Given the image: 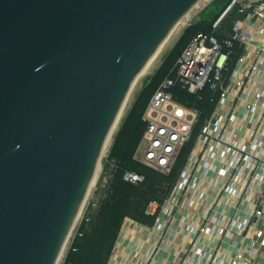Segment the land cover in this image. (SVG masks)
Instances as JSON below:
<instances>
[{
    "label": "water",
    "instance_id": "1",
    "mask_svg": "<svg viewBox=\"0 0 264 264\" xmlns=\"http://www.w3.org/2000/svg\"><path fill=\"white\" fill-rule=\"evenodd\" d=\"M207 0H0V264H58L139 75Z\"/></svg>",
    "mask_w": 264,
    "mask_h": 264
},
{
    "label": "built area",
    "instance_id": "2",
    "mask_svg": "<svg viewBox=\"0 0 264 264\" xmlns=\"http://www.w3.org/2000/svg\"><path fill=\"white\" fill-rule=\"evenodd\" d=\"M234 5L246 15L235 21L233 35L219 42L215 35L200 34L177 62L178 81L183 87L198 94L209 86L216 98V108L223 110L215 109L202 126L198 137L204 146L192 152L189 169L181 173L174 196L163 205L151 202L147 210L150 214L159 212L163 219L156 226L167 230L179 209L206 197L201 186L213 174V184L219 191L215 204L197 215L202 223L198 224L196 219L187 221V216L180 220L186 222L189 237H234L237 253L230 264H237L246 254L254 257L264 247V229L254 228L264 218V0H232L214 23L215 28ZM255 36L263 39L256 42ZM235 42L239 43L241 53L234 58ZM172 85L174 81L167 80L160 86L146 109L145 146L137 157L163 173L171 170L199 118L197 109L174 99L168 91ZM125 177L134 183L143 180L133 173H126ZM221 205L223 210H218ZM228 205L245 209L243 218L228 216ZM253 229L256 231L252 245L246 253L241 246ZM194 253L201 264H213L217 259L203 247H196Z\"/></svg>",
    "mask_w": 264,
    "mask_h": 264
},
{
    "label": "trees",
    "instance_id": "3",
    "mask_svg": "<svg viewBox=\"0 0 264 264\" xmlns=\"http://www.w3.org/2000/svg\"><path fill=\"white\" fill-rule=\"evenodd\" d=\"M231 3L232 0H228L213 20L201 18L185 27L173 47L163 55L157 69L144 80L142 88L113 135L106 161V167L111 170L104 194L96 208H92L81 221L62 264H110L126 222L135 223L143 230H152L158 237L165 234L166 230H159L156 226L163 218L159 212L148 213V207L151 202L163 205L167 198L174 196L173 190L179 183L181 173L189 169L192 152L195 148L200 149L204 146L198 137L202 126L215 109L223 110V107L216 108V98L209 86H205L198 94L190 93L183 87L178 81L177 62L183 51L200 34L215 35L219 42L233 35L235 21L246 15L240 11L238 5H234L218 26L214 27V23ZM240 53V45L235 42L232 56L235 58ZM167 80L174 81V85L168 89L174 99L197 109L199 118L189 140L176 156L171 170L163 173L140 162L136 154L147 129V122L144 120L146 109L155 92ZM126 173L138 174L143 180L131 182L126 179ZM213 181L214 175L210 174L207 182L201 186L206 193L205 198L197 199L193 205L187 203L175 213V219L169 227L172 234L186 236L187 224L180 220L183 216H187V221L196 219L198 224L202 223V218L197 215L203 213L206 206H213L218 195L219 190ZM192 259H195V263L201 264L196 260V256Z\"/></svg>",
    "mask_w": 264,
    "mask_h": 264
},
{
    "label": "crops",
    "instance_id": "4",
    "mask_svg": "<svg viewBox=\"0 0 264 264\" xmlns=\"http://www.w3.org/2000/svg\"><path fill=\"white\" fill-rule=\"evenodd\" d=\"M261 39H263L261 36H255L254 41L259 42ZM252 198H255L254 194ZM227 207L228 216L243 218L245 209H236L233 205ZM223 208L221 205L217 209ZM254 228L264 229V218ZM256 229L248 233L246 241L241 246L246 253L251 248V238ZM171 231L168 228L163 236L158 237L152 230H143L135 223L126 222L110 264H197L192 258L196 256L194 250L198 246L205 247L207 252L215 255L217 259L213 264H230L232 257L237 253V248L233 246L234 237L226 239L221 237L217 241L215 237H207L204 234L189 237L172 234ZM237 264H264V247H260L254 257L246 254Z\"/></svg>",
    "mask_w": 264,
    "mask_h": 264
},
{
    "label": "rangeland",
    "instance_id": "5",
    "mask_svg": "<svg viewBox=\"0 0 264 264\" xmlns=\"http://www.w3.org/2000/svg\"><path fill=\"white\" fill-rule=\"evenodd\" d=\"M209 0H207L201 7H199L190 17L189 19L182 25V27L179 28V30L175 33V35L172 37V39L169 41V43L166 45V47L162 50V52L160 53V55L157 57V59L154 61V63L152 64V66L149 68V70L146 73H143L142 75H140L136 81V83L134 84V87L130 93V96L124 106V109L122 110V114L120 115V120H119V124L117 123V126L115 128V132L117 131L118 127L121 124L122 119L125 117L129 107L131 106L136 94L138 93V91L142 88L144 80L151 75L156 69L157 67L160 65L162 57L165 53H167V51L169 49H171L173 47V45L175 44V42L177 41V39L179 38V36L181 35L182 31L185 29V27L188 26L189 23H193L199 19H206V20H213L214 17L216 16V14L227 4L228 0H210V4L207 5L204 9L203 7L205 6V4L208 3ZM186 24V25H185ZM115 132H113V135L115 134ZM113 135L110 137V144H108V147H106L103 150L102 156H101V160H100V164L97 170V174L96 177L94 179V182L92 184V187L88 193V196L84 202V205L82 207V210L80 212V215L78 217V220L76 221V224L74 225V228L70 234V237L67 241V244L65 246L64 252L62 254V257L59 261L58 264H62L64 257L66 255V252L71 244V240L74 237L78 227L81 224V221L83 220V218L85 217V215H87L88 212H90V210L92 208H96V205L99 201V199L103 196L105 188L108 184V180H109V176H110V170L111 168L106 167V161H107V157L109 154V150L110 147L112 145V141H113ZM145 146V140H142L136 157L139 158V156L142 155L143 149Z\"/></svg>",
    "mask_w": 264,
    "mask_h": 264
},
{
    "label": "bare ground",
    "instance_id": "6",
    "mask_svg": "<svg viewBox=\"0 0 264 264\" xmlns=\"http://www.w3.org/2000/svg\"><path fill=\"white\" fill-rule=\"evenodd\" d=\"M186 25V24H185ZM182 27V26H181ZM160 55V54H159ZM157 59V58H156ZM142 75V74H141ZM140 76V75H139ZM129 98V97H128ZM128 100V99H127ZM127 102V101H126ZM125 106V105H124ZM124 109V108H123ZM121 114H122V112H121ZM120 114V115H121ZM121 117V116H120ZM120 117L118 118V120H117V122H116V125H115V127H114V129L112 130V134L110 135V137L113 135V132H115L114 130H115V128H116V126H117V123L119 122V120H120ZM119 124V123H118ZM110 137H109V139H108V141H107V143H106V145H105V147H104V149L106 148V147H108V144H110L109 142H110ZM93 184V183H92Z\"/></svg>",
    "mask_w": 264,
    "mask_h": 264
}]
</instances>
